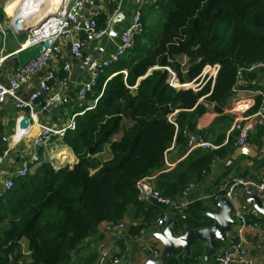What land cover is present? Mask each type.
Instances as JSON below:
<instances>
[{
    "label": "trees",
    "instance_id": "obj_1",
    "mask_svg": "<svg viewBox=\"0 0 264 264\" xmlns=\"http://www.w3.org/2000/svg\"><path fill=\"white\" fill-rule=\"evenodd\" d=\"M159 3L155 22L134 37L133 47L117 63L100 73L87 96L91 103L96 100L93 108L80 107L77 113H84L76 118L75 131L66 132L64 141L77 163L58 170L41 163L33 174L13 179V187L0 199V264H69L81 242L101 224L125 220L130 209L140 218L144 205L137 200L138 180L154 177V187L173 199L189 183L200 182L215 160L231 154L234 133L225 145L222 142L232 118L223 111L237 71L264 62V0ZM4 19L0 9V24ZM105 23L98 19V28ZM180 56L185 64L177 61ZM208 64L219 66L217 75L212 87L207 83L198 92L171 88L168 73L155 69L169 67L178 83L185 84ZM258 75L264 71L245 74L247 88L264 95V84L254 82ZM262 105V96L254 97L246 115ZM210 107L216 114L210 129L216 149H195L167 171L169 150L187 152L186 133L200 132L197 124ZM105 152L109 158L101 161ZM152 219L145 216L144 221ZM212 223L188 206L185 218H176L175 229ZM143 227L130 226V232L136 236ZM222 245L215 241L213 248ZM202 253L203 246L195 245L185 264ZM176 254L166 264H178Z\"/></svg>",
    "mask_w": 264,
    "mask_h": 264
},
{
    "label": "crops",
    "instance_id": "obj_2",
    "mask_svg": "<svg viewBox=\"0 0 264 264\" xmlns=\"http://www.w3.org/2000/svg\"><path fill=\"white\" fill-rule=\"evenodd\" d=\"M37 0H10L5 5V0H0V9L5 14L4 22H8L7 16H10L12 20L21 16L23 28L30 27L37 18L33 19L32 14H18L17 12H23L21 9L22 4L35 5ZM42 1V0H41ZM158 0H144L142 6V17L144 27L155 22L157 15L160 11V3L157 4ZM52 3V2H51ZM119 5V11L117 14H121L120 21L113 24L112 36H106L102 40H94L90 36L84 33H73L70 38L73 40H80L83 43V58L76 60L70 53L71 41H68L66 37L59 40L58 45L61 48V53L57 58H52L49 62V69L54 71L57 78L60 79L64 76L62 70L63 64L67 61L70 64V70L68 72L69 82L66 87H61L58 83L52 82L50 84V90L43 94L38 101V105L45 106V108L34 107L33 112L36 114L37 124L52 127H63L71 114L77 113L79 108L92 106V103L86 98L83 102H78L76 99V93L78 87L88 80V73L86 71V65L96 59H102L108 57L115 49V44L118 42V37L122 30L129 24L130 16L134 10V5L131 0H104L97 2L94 8H84L77 11V15L83 18V22L87 24L91 11H96L95 20L103 18L105 20V27L108 29L110 18L113 11ZM112 18V17H111ZM110 18V20H111ZM12 22V21H11ZM27 33L17 34L14 30L7 29V35L3 40L0 38V59L1 57L12 56L22 46L26 45ZM177 61L182 64L186 63L185 57H177ZM5 65V63L3 64ZM15 66L8 68L6 71L0 68V83H6L7 80L12 76ZM42 74L32 78L30 83L19 90L18 95L21 100H28L29 96L34 93L38 88L39 79ZM258 86L264 84V75H258L254 81ZM58 95L61 99H68L69 105L62 106L59 101L51 105L53 102L52 98ZM57 100V99H55ZM229 105V101L223 111L226 116L231 115L226 113V108ZM18 113L14 109V101L7 98L4 103L0 105V151L5 154L1 155L0 161V187L4 182L10 178L17 179L16 172L22 165V163L34 152L32 148V139L38 133L37 124L33 121L31 126L19 137L16 132L18 131ZM256 114V113H255ZM21 118L29 116L26 109L21 110ZM246 115V112L243 114ZM216 114L210 111L205 114L197 124V130L202 137L213 145L215 139L214 132H210L212 123ZM233 121V118H232ZM245 124V123H244ZM230 127L225 132L224 140L222 145L227 143V140L232 136ZM21 132V131H19ZM69 134H72L69 131ZM233 150L227 157L215 160L208 172H203L202 179L200 182L195 183L194 188L189 192L187 201L189 206H192L196 215L199 217H206L207 213H218L220 210L214 207L212 204L215 203L213 195L216 193L220 186L230 185L235 179H243L251 182H260L264 180V121H254L252 127L249 130L248 138L245 146L253 152V156H238L233 158L235 151L240 148L235 145V139L237 133L233 132ZM71 136V135H69ZM119 139V135L114 137V140ZM214 146V145H213ZM38 156L40 157L41 163H48L54 170L68 166L71 168L77 163V159L72 153L69 145L66 141L54 140L50 146L45 150H38ZM106 158L102 161L108 160L109 155L107 152L103 154ZM186 156L185 151H180L177 148H171L166 155V167L167 171L172 170L176 163L182 160ZM232 159V160H231ZM229 160H231L229 162ZM39 164V165H40ZM38 165V166H39ZM38 166H34L30 170V174L35 172ZM166 171V172H167ZM155 180V179H154ZM154 180L152 184L154 183ZM177 198V197H175ZM249 197H246L240 188H237L234 192V196L231 200V204L234 210L232 220L237 225V213L243 212L248 221L252 222L254 226L251 229H245L243 232V238L248 243L247 246V258L252 264H264V252L262 247L264 246V214L260 213L254 206V204H247ZM261 202V208L264 209V198L258 200ZM144 209L141 212L140 218L135 219V210L130 209L126 214L124 221L125 227L121 231L107 232L105 229L106 224H101L97 230L84 239L77 252L72 256L69 264H96L99 249L101 246L106 248L111 254H115L122 258L121 264H145L147 260L151 259V250H158L162 252L161 243L154 239V234L161 232L162 229H157L153 222L156 217L164 211V209L154 202H142ZM188 208V207H187ZM187 210V209H186ZM185 210V211H186ZM255 210L257 215L251 216L249 212ZM185 214V212H184ZM180 212H170L169 220L179 217ZM145 216H152L153 219L147 224L144 221ZM208 218V217H207ZM209 219V218H208ZM168 220V221H169ZM143 223L144 227L140 230L139 234L134 236L130 232V226L138 227ZM236 225L232 227L231 233L226 235V242L223 243L219 249L216 250L217 256L225 247L228 246L233 233L235 232ZM180 230L176 231L175 236L181 235ZM25 242V241H24ZM23 248V245H22ZM23 251V250H22ZM176 257L180 254L176 252ZM204 253V249H203ZM203 253L201 257L195 258L190 264H214L215 256L211 257L207 262L203 259ZM192 255H190L191 257ZM189 258V257H188ZM187 259V258H186ZM182 263L185 264V260ZM93 261V262H92ZM92 262V263H91Z\"/></svg>",
    "mask_w": 264,
    "mask_h": 264
},
{
    "label": "built area",
    "instance_id": "obj_3",
    "mask_svg": "<svg viewBox=\"0 0 264 264\" xmlns=\"http://www.w3.org/2000/svg\"><path fill=\"white\" fill-rule=\"evenodd\" d=\"M104 0H60L59 6L50 15L43 18L40 22L33 25L32 30L29 31L27 36V47L41 44L46 40H50L51 44L46 48L43 53L35 60L25 64L23 68H17L13 72L12 76L6 83H0V105L9 98L14 101V109L18 113V119H21V110L26 109L29 113L31 122H36V114H34V107L45 108V106L38 105L39 99L43 94L50 90V84L58 81L61 87H66L69 82L68 72L70 70V64L65 61L62 67L64 76L60 79L57 78L54 71L49 69V62L52 58H57L61 53V48L58 42L61 38L71 36L73 33H84L90 36L92 39L98 41L107 36L105 29H100L97 26L95 17L96 11H91L87 24L83 22V18L77 15V11L84 8H94L97 2ZM134 5V10L130 16L129 24L122 30L118 37V42L115 44L114 51L106 58L96 59L90 61L86 65V71L88 73V80L83 82L76 93V99L78 102L86 100L87 96L91 94L96 85L97 79L100 73L110 67L112 64L117 63L134 45V37L143 33L144 24L142 21V6L144 0H131ZM119 11V5L113 11L111 17L117 15ZM110 17V18H111ZM107 18V21H110ZM7 29H13L12 22H4L0 24V38L3 40L7 35ZM15 31V30H14ZM70 53L76 60L83 58V43L80 40H73L70 44ZM1 68V65H0ZM156 70H165L168 75V85L176 90H192L198 92L205 84L210 83L213 86L215 77L217 75L219 66L217 64L205 65L198 76L185 84H179L176 79V74L169 67L155 68ZM264 62H259L251 65L246 69H239L237 71L236 82L232 88V95L229 99V105L226 108V113L233 118L230 132H236L235 139L236 146H245L248 138L249 130L252 127V123L256 120L264 121V95L260 90H250L247 88L248 82L245 80V74L252 72H263ZM125 74V72H122ZM42 74L39 79L38 88L32 93L28 100H21L18 92L20 89L30 83L32 78ZM256 96H262L263 105L260 109L251 116H244L243 114L251 106L252 100ZM57 99L62 106L69 105L68 99H61L58 95H55L52 100ZM96 100L93 101L92 106L86 110L92 109ZM84 112L71 114L63 127L57 128L52 126H44L37 124L38 133L32 139V148L34 152L22 163L18 171L16 172L17 178H24L30 174V170L34 166L40 164V157L38 156V150H45L52 144L54 140L62 142L65 134L68 131H75L76 118L81 116ZM18 121V122H19ZM245 123V124H244ZM187 144L186 154L195 149L214 150L215 146L206 141L200 133H186ZM5 153L3 152V155ZM2 156H0V161ZM154 177H147L138 180L135 183L137 190V200L140 202H154L158 206L164 209L153 224L157 229H163L169 220L170 212H180L179 217L185 218V210L189 206L187 196L189 192L194 188V183H189L182 190L177 198H167L163 196L152 184ZM13 187V179L10 178L4 182L0 187V199L4 197L7 191ZM237 188H240L246 197H255L257 200L264 198V180L260 182H251L243 179H235L230 185L220 186L216 193L213 195L214 202H218L225 198L230 201L234 196V192ZM249 214L253 217L257 215L255 210H251ZM254 224L248 221L243 212L237 213V225L233 237L231 238L227 247H225L214 258V264H252L247 258V246L248 243L243 238V232L245 229H251ZM125 227L124 221L118 223H108L105 226L107 232L121 231ZM264 252V246L262 247ZM151 259H159L161 252L158 250H151ZM122 258L115 254H111L103 246L99 249V255L96 264H121Z\"/></svg>",
    "mask_w": 264,
    "mask_h": 264
},
{
    "label": "water",
    "instance_id": "obj_4",
    "mask_svg": "<svg viewBox=\"0 0 264 264\" xmlns=\"http://www.w3.org/2000/svg\"><path fill=\"white\" fill-rule=\"evenodd\" d=\"M121 14L113 16L110 20V24L107 29V35L112 36L113 24L120 21ZM13 29L17 34L29 33L34 27L23 28L19 19L12 20ZM68 41H71L70 36L66 37ZM51 44L50 40L37 45L27 47L22 46L12 56L4 57L0 59V65L2 70H7L12 66L17 68H23L26 63L37 59L43 51ZM5 63V65H3ZM57 100H54L51 105L55 104ZM31 126V120L28 116L20 119L18 122V130L25 132ZM238 156H253V152L247 147L238 148L233 158ZM232 160V159H231ZM229 160V162L231 161ZM254 204L255 208L264 214V209L261 208V202L255 197L248 199L247 204ZM220 211L216 214L207 213L206 217L212 220L210 227H204L199 229H190L188 227L183 228L181 235L175 236L176 229L174 219H170L161 232L154 234V239L158 240L162 245V252L157 260L149 259L145 264H166L167 261L175 252L180 254L177 257L179 263H182L184 259L190 257L192 249L195 245L201 244L204 249L203 259L207 262L211 257L216 255V250L213 248V243L219 241L226 242V235L231 233L232 227L236 225V222L232 220L234 210L232 204L227 199L223 198L218 202L212 204ZM166 241V242H165Z\"/></svg>",
    "mask_w": 264,
    "mask_h": 264
},
{
    "label": "bare ground",
    "instance_id": "obj_5",
    "mask_svg": "<svg viewBox=\"0 0 264 264\" xmlns=\"http://www.w3.org/2000/svg\"><path fill=\"white\" fill-rule=\"evenodd\" d=\"M59 1L60 0H42V1L37 0L35 5L32 7V12L30 13V14L33 13L32 14L33 19L37 18V20L35 22H33V24H31L30 26L37 24L43 18L50 15L55 9H57V7L59 6ZM15 19H19L21 24H22L23 21H22L21 16L15 18ZM16 134L20 137L22 135V132H19V130H18L16 132Z\"/></svg>",
    "mask_w": 264,
    "mask_h": 264
},
{
    "label": "rangeland",
    "instance_id": "obj_6",
    "mask_svg": "<svg viewBox=\"0 0 264 264\" xmlns=\"http://www.w3.org/2000/svg\"><path fill=\"white\" fill-rule=\"evenodd\" d=\"M6 2H5V5H6V3L8 2V1H10V0H5ZM35 0H33V2H34ZM31 4H29V3H27V4H22V6H21V9H19V10H22L23 12H17L18 14H30L31 12H32V8H31V6H30ZM33 7V6H32ZM157 15V14H156ZM7 20H8V22H10V21H12V18L10 17V16H7ZM107 157V156H106ZM104 155H102V156H99V159L102 161V160H104L105 158H106ZM21 244L23 245V248H22V250H23V252H25V242L24 241H21Z\"/></svg>",
    "mask_w": 264,
    "mask_h": 264
},
{
    "label": "clouds",
    "instance_id": "obj_7",
    "mask_svg": "<svg viewBox=\"0 0 264 264\" xmlns=\"http://www.w3.org/2000/svg\"><path fill=\"white\" fill-rule=\"evenodd\" d=\"M166 242V241H165Z\"/></svg>",
    "mask_w": 264,
    "mask_h": 264
}]
</instances>
